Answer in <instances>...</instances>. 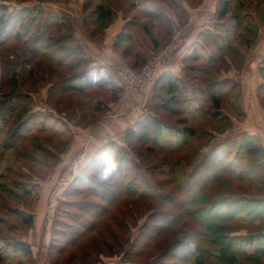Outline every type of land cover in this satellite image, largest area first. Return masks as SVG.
Listing matches in <instances>:
<instances>
[{"label":"rangeland","instance_id":"374dc122","mask_svg":"<svg viewBox=\"0 0 264 264\" xmlns=\"http://www.w3.org/2000/svg\"><path fill=\"white\" fill-rule=\"evenodd\" d=\"M147 1L152 2L156 6L155 12L158 18L157 20L150 18L141 19L142 16L138 15L141 12L138 11L145 13L147 10H145L146 8L143 9L141 5L138 8L137 6L136 8L129 7L132 0L125 2L119 1L115 4L116 6L114 8L117 10L116 14L118 16L128 21H135L136 27L131 29V32L136 31L141 41L124 43L122 44L124 46H114V50L112 51L109 49L112 34H104L105 30L111 24L107 25L105 21L99 23L101 28L104 26L106 28L101 33L98 32L97 35L91 34L93 28L85 29L83 21L82 26H79L81 23V15L84 17L87 13H94L97 4L92 5L87 10L88 12H86L82 6L80 8V0H0V4L7 7L9 11L23 8L43 11V18L39 19L33 25L30 39L35 34L34 32L39 25L46 39V43L51 45V48L48 50L49 52H47L48 54L53 53L58 56L60 54V42L52 46L50 43L51 39H60V35H70L73 31L78 36L82 34L85 36V39H82L86 46H93L92 41L100 44L106 38L107 46L101 47L97 45L96 47L99 52L102 51L105 56H108V61L105 62L111 66V70H108L110 79L114 86L120 88V93L116 98L107 90L97 88L88 89L81 95L63 92L60 87V75H74L87 69V67L72 69L70 72L60 71V67H56L52 63V59H44L35 53L31 54L27 45L12 42L0 46V99L6 95L14 94L15 104L20 102L24 103L26 112L31 111L32 113L50 115L52 117L49 125L52 131L47 129L34 137L37 139V144L42 146L41 148L37 149V146L35 148L32 147L30 141L27 139L25 143H19L15 148L6 151L0 166L1 170H3L0 175V183L9 191V196H12V191H16L14 185L18 183V180L21 182H32L41 187L38 203L32 213L33 228L23 229L21 231V237H19L30 247L33 259L32 264H50L51 261L56 259H58L57 264H116L127 259L134 264H146L147 255L143 258H131L125 252L129 250V246L139 235L146 223L156 224L162 228L165 227V223L160 221L151 222L154 217L158 219L160 216H164V212L169 215L171 213L175 215L176 213L170 206L164 205L160 207L159 202L146 200L143 199L144 197H138V195L131 194L125 196L122 194L116 197V201L111 205L104 202L111 200V198L108 199L107 197L106 200H100L99 198L104 193L117 192L115 177L106 185L102 186L98 182L97 176L100 171L110 168L113 160L118 165L120 161L116 158H107L108 156L105 157L101 154L95 155L102 148V143L105 141V143L110 142V135L117 134V126L120 127L123 123H129L127 126L130 127L132 125V118L129 117H132L136 112L140 113V115L147 114L157 117V119L171 125H179L177 123L179 119L177 116L174 117L165 110L160 109L161 100L154 99L152 103L151 93L158 94V89L161 86L160 83L155 85L157 80L155 81L154 79L140 90L130 91L125 89L121 84L117 73L123 67L129 68L132 71H139L149 58L161 54L166 47L172 44L174 36H177L174 50L168 56L164 66L165 68L168 65V61L173 58V53L183 43L186 34L188 37L192 35L194 37L205 26L212 28L216 21L215 12L219 2V0ZM229 7L230 14L228 19L235 12L237 15L247 13L250 16V21L246 20V23L240 26L237 37L240 40L248 39L251 43L246 46L236 43L231 38V34L226 36V50L223 52H214L215 62L221 59L220 57H224V61L227 63L226 67L221 62L217 63L221 74L233 78L240 84V104L245 118L239 119L227 106H225L226 111L229 113V117L232 119L233 125H235L234 128L237 131L245 127L262 130L264 128V105L260 102L262 95L259 96L256 93V88L264 84V73L260 71V67L264 61V0H233ZM128 8L130 10L127 12ZM49 16L58 17L57 22L50 20L47 24H44L45 18ZM61 16L65 17L72 24L65 23L66 25H60ZM225 24L226 26L232 25V21L228 20ZM141 26L151 27L156 32L157 40L153 34L156 45H152L141 34ZM66 43L64 44L66 45ZM70 45H73L72 42ZM124 49H129V59L123 58ZM142 52L147 54L141 59L143 65L140 64L139 69L131 68L132 56L138 54L141 58ZM81 59L87 60L81 54H72L69 63L73 65ZM203 64L205 65L203 60L192 63L196 67H200ZM192 75L187 77L186 82L189 83ZM202 77L198 79V86L203 85ZM209 79H212L211 76ZM162 99L165 100L167 97L164 96ZM174 99L173 101H179L180 97L175 96ZM92 101L101 102L103 106L101 112L96 113L93 111L92 104L94 103ZM230 103L233 104L232 101ZM168 106L174 111L180 110L177 103L170 102ZM193 124L194 126L198 125L202 126V128H208L207 130L210 128L216 130L217 128L212 122H207L206 120H196ZM234 128H231L224 134L232 132ZM216 136L214 139L210 138V146L216 143L218 139H222L218 138V135ZM114 137L115 139L113 141L121 147L122 154L126 155L131 168H134L131 169L129 166L127 169L126 165H119V171H122L126 180L132 181L133 183L138 172L139 176L145 181L147 180L155 189H157L156 187H160L163 196L170 198V196L176 195V186L171 182V178L159 172V167H163L162 165L164 163L172 161L181 155L191 156L192 147H194L193 143L188 148L190 151H179L176 153L174 149L169 152L164 150L159 151L149 143L136 145L131 140L124 141L123 137V141H120L121 137H118V135ZM179 138L174 131L167 132L164 136V139L167 141L170 140L171 144H173L171 148L175 149L177 146L176 139ZM0 139H5V135H1ZM198 143L201 144L204 142L199 140ZM206 150L203 149L201 152L204 153ZM33 160L40 163V165L36 167L38 164H35L36 166H34ZM10 172L17 173V176H21V179L17 180ZM230 189L231 195L245 194L259 196L264 199V188H258L252 182H239L235 180L231 183ZM64 193L66 196H63ZM74 202L81 205L87 204L90 207L89 209L92 208V213L96 212L97 214L101 213L100 215H105L103 216V221H105V224L108 223L112 226V241L107 240L111 245L112 251L111 253L109 252L110 254L101 245L103 241L101 236L103 235L104 238L107 227L105 225L104 228L102 225L103 228L97 227L88 230L90 232L80 237L73 246L67 247L66 244H61L60 246L63 247L61 254L56 255L57 251L54 250L53 257L50 256V252L49 256L47 255L51 242L50 230L54 222L55 214L57 215V210H66L74 213L75 209L72 210L73 208H71V203ZM19 204L27 207L30 205V200L24 198L21 201L19 199ZM8 205L12 206L10 202H8ZM101 207L103 209H100ZM14 213V215L11 214L1 217L10 225H18L19 221L27 214L26 210L22 208H16ZM76 214L82 220L87 219L85 223H93V217H88L79 211H76ZM59 215L60 221L66 225L64 227L73 229V224H71L68 218H64L65 215L63 213ZM242 216V221L249 222L248 215L242 214ZM231 225L234 226V223H231ZM241 225L243 226H234V230L246 228L250 233L257 232L251 224ZM60 229L62 231L64 228L60 227ZM65 230L67 231L68 229ZM1 232L8 235V237H15L7 230ZM240 234L245 235L246 231H241ZM222 244L225 245L224 243ZM203 247L204 252L210 249L209 245ZM214 248L219 251L224 247L220 245ZM253 248H244L242 252L233 254L225 250L224 257L227 261L235 257L236 264H264V258H259L253 252ZM147 253L148 257L154 254L152 249ZM173 253L177 257L185 254L184 250L180 248H175L171 254ZM162 258H164L163 261L165 263L180 264L168 257ZM5 264L11 263L5 262Z\"/></svg>","mask_w":264,"mask_h":264},{"label":"trees","instance_id":"16d2710c","mask_svg":"<svg viewBox=\"0 0 264 264\" xmlns=\"http://www.w3.org/2000/svg\"><path fill=\"white\" fill-rule=\"evenodd\" d=\"M119 1L125 2L127 0H83L81 6L86 12L92 5L97 4L94 13L84 15V28H93L91 34L97 35L98 32L101 33L106 27L101 28L99 23L104 21L107 22V25L112 23L117 13L114 7ZM232 1L219 0L215 12V24L212 28L206 29L197 35L196 40L189 46L181 61V78L161 72L155 79V81L157 80L155 85L160 83L161 86L158 89V94L152 95V103L154 99L161 100L160 109L165 110L174 117L177 116L179 125H171L157 119V117L143 114L137 117L123 134L124 141L131 140L136 145L149 143L159 151L164 150L166 152L173 149L176 153L179 151H190L188 149L189 146L192 143L194 144L191 156L181 155L172 161L164 163L163 167H159V172L171 178V182L176 186V195H172L170 198L163 196L160 187L155 189L147 180L142 179L138 172L136 173L135 181L132 183V181L126 180L125 175L120 170L115 175L117 192H107L99 197L100 200H106L107 197L108 199L111 198V200L104 201L111 205L116 201L115 198L122 194L125 196L138 195V197H144L143 199L159 202L160 207L166 205L176 211L175 215H172V213L169 215L164 212L165 218L164 216H160L158 219L154 217L151 221L164 222L165 227L161 228L159 225L146 223L129 246V250L125 252L131 258H143L147 255L146 264H168L163 261L164 258L162 257H168L180 264H236L235 257L229 261L225 259V250L233 254L242 252L244 248L251 249L252 247H254L253 252L259 258H264V199L259 196L245 194L231 195L230 189L231 183L235 180L252 182L254 186L264 188V148L256 136L247 133H242L237 139L233 137L218 139L216 143L210 146V138L214 139L217 137L216 135L224 134L233 126V121L229 117L230 115L226 111L225 106L233 111L239 119L245 118L240 104L239 82L221 74L217 63L221 62L225 67L227 63L224 61V57H220L221 59L216 62L214 57V52L226 50L227 35L232 34L231 38L236 43L244 46L251 43L248 39L240 40L237 37L240 26L246 23V20L250 21V16L247 13L237 15L235 12L228 19L230 14L229 6ZM140 5L147 10L145 13L138 11L141 12V14H138L142 16L141 19H158L155 10L147 7L144 4V0H132L129 7L136 8L137 6L138 8ZM129 10L130 8L127 9V12ZM43 16V11L39 9L23 8L9 11L7 7L0 4V46L12 42L27 45L31 54L35 53L44 59H52V63L56 67H60V71L70 72L72 69L87 67V69L74 75H60V87L63 92L81 95L88 89L97 88L107 90L116 98L120 93V88L113 85L109 71L105 67L91 66V62L88 59H81L73 65L69 63L72 54H81L83 56L79 47L73 43V45H70L72 42L71 35L60 36V39L50 40L52 46L60 42L59 56L47 53L51 45L46 43L39 25L30 39L33 25L39 19H42ZM50 20L57 22L58 17H46L44 24H47ZM228 20L232 21V25L226 26L225 23ZM65 23H68L67 19L61 16L60 25H66ZM135 24V21L126 20L115 38L114 46L141 41L136 31L131 32V29L136 27ZM141 34L152 45H156L151 27L141 26ZM141 56V58L138 54L132 56L131 68L139 69L143 65L141 59L145 54L142 52ZM123 58H130L129 49H124ZM198 60H203L205 65H200V67L192 65ZM95 68L98 72V79L93 83L89 80L88 74ZM101 68L103 69L102 72L100 71ZM260 71L264 73V61ZM189 75L192 76L188 83L186 80ZM209 75L212 79H209ZM199 77L203 79L202 86H198ZM256 90L259 96L262 95L260 102L264 105V84L259 85ZM13 96L14 94H10L0 99V137L5 135V139H0V166L6 151L15 148L19 143H25L27 139L32 147L35 148L37 146V149H39L42 146L37 144V139L34 137L47 129L52 131V128L49 127L52 120L50 115H41L31 111L26 112L24 103L15 104L16 100ZM164 96L167 99L163 100ZM175 96L180 97V100L173 101ZM231 101L233 104L230 103ZM170 102L177 103L180 110H172L168 106ZM93 103V111L96 113L101 112L103 108L101 102L95 101ZM180 113L184 116L182 117ZM196 120L212 122L217 128L216 130L212 128L207 130L208 128H202V126H194L193 122L195 123ZM170 131L176 132L180 137L176 139V149L171 148L173 144H171L170 140L164 139L166 133ZM215 132L216 134H214ZM199 140L204 143L199 144ZM203 149L207 150L203 153L201 152ZM96 154L108 156L107 158H116L120 161L119 165H126L127 169L129 166L131 168L126 155L121 152V147L114 141L105 143ZM32 162L34 166L38 164L36 167L40 165L35 160ZM2 171L0 168V175ZM10 174L17 180L21 179V176H17V173L10 172ZM17 182L14 185L16 191L11 192L12 196L8 195L9 191L0 183V264H5V262L11 264L33 263L29 245L19 237H21L23 229L33 228L32 213L38 203L41 187L32 182H21L19 180ZM63 196H66L65 193ZM24 198L30 200V205L27 207L19 204V199L22 201ZM8 202L12 206H9ZM71 204L72 210L75 209L74 213L58 209L57 215L55 214L50 230L51 242L47 255L49 256L50 252V256L53 257L54 250L57 251L56 255L61 254L63 252L61 244H66L67 247L73 246L80 237L90 232L88 230L100 228L102 225L104 228L105 225L107 227L104 238L103 235L101 236L103 239L101 245L108 253H111V245L107 240L112 241V226L108 223L105 224V221H103V216L105 215H100L101 213L97 214L96 212L92 213V208L89 209L90 207L87 204L81 205L75 202ZM16 208L26 210L27 214L19 221L18 225H10L1 216L14 215ZM100 209L103 208L101 207ZM76 211L88 217H93V223H85L87 219L82 220L79 218ZM60 213H63L65 215L64 218H68L73 224V229L64 227L66 225L60 221ZM242 214L248 215L249 222L242 221ZM231 223H234L235 227L236 225L243 226L241 224H251L257 232L250 233L246 228L234 230L235 227ZM60 227L64 229L60 231ZM65 229L68 230L66 231ZM4 230L9 231L15 237H8V235L1 232ZM241 231H246V234H240ZM205 245L210 246L207 252H204L203 246ZM220 245L224 248L219 251L214 248ZM175 248L184 250L185 254L181 255V257H177L175 253L171 254ZM151 249L154 254L148 257L147 252H150ZM57 262L58 259L51 261L50 264H57ZM116 264L134 263L127 259Z\"/></svg>","mask_w":264,"mask_h":264},{"label":"crops","instance_id":"0c3cea01","mask_svg":"<svg viewBox=\"0 0 264 264\" xmlns=\"http://www.w3.org/2000/svg\"><path fill=\"white\" fill-rule=\"evenodd\" d=\"M82 2H83V0H80V4H79V6H80V8H81V5H82ZM144 4L147 6V7H149V8H151V9H154V10H156V6L152 3V2H150V1H147V0H144ZM162 14V13H161ZM82 21H83V17H82V15H81V20H80V24H79V26L81 27L82 26ZM171 21V20H170ZM68 22V24H72L70 21H67ZM125 22H126V20L125 19H123L121 16H118L117 14H116V17L114 18V20L112 21V23H111V25L105 30V32H104V34H106V35H111V40H110V44H109V49H111L112 51L114 50L113 48H114V43H115V38H116V36H117V34L120 32V30H121V28L123 27V25L125 24ZM73 26V25H72ZM206 29H210V27L209 26H205L204 28H202L201 29V31H199V32H197L196 34H195V36L193 37V35L192 36H190V37H188V35L186 34V36H185V39H184V41H183V43H181V45H180V47L179 48H177V50H176V52L175 53H173L174 54V56H173V58H171L169 61H168V65L162 70V73H164V74H171L172 76H175V77H179V78H181V70H182V64H181V61H182V59L184 58V56H185V54H186V51H187V49L189 48V46L196 40V38H197V35L200 33V32H202V31H204V30H206ZM84 30V29H83ZM80 33V32H79ZM152 33L155 35V37H156V32L154 31V30H152ZM71 36H72V43L75 45V46H77V47H79L81 50H82V55L84 56V57H86L90 62H91V66H99V67H105L107 70H111V66H109L105 61H108V56H105L103 53H102V51L101 52H99L98 51V48L96 47L97 45L98 46H107V42H106V38H104L105 39V41H103V42H100V44L99 43H96V42H93L92 41V44H94L93 46H91V45H88V46H86L84 43V40L82 39V38H84L85 39V36L82 34L81 36L79 35H77V34H75V32L73 31V32H71V34H70ZM60 36H63V35H60ZM158 38L156 37V40H157ZM96 48H95V47ZM122 46H124V45H122ZM126 46V45H125ZM97 49V50H96ZM110 53L112 54V52L110 51ZM113 55V54H112ZM145 55H147V54H145ZM117 57V56H116ZM117 58H119V57H117ZM121 61H123L124 62V60L123 59H121ZM111 62V61H110ZM122 64V63H121ZM119 69H121V68H119ZM117 75H118V73H117ZM152 95H153V93H151V97H152ZM138 116H140V113H134L133 115H132V117H129V118H132V121H131V124H133V122L136 120V118L138 117ZM246 116H248V114H246ZM129 118H128V120H129ZM129 122V121H128ZM129 123H123L122 124V126H120V127H118L117 126V134L116 135H110L111 136V139L109 140V141H113L114 139H115V137L114 136H116L117 137V135H118V137H121V140L120 141H123V134H124V131L128 128V125ZM235 127V125H233V127L232 128H234ZM259 129V128H258ZM264 129V128H263ZM257 130V129H254L253 127H245L244 129H242V130H239V131H237V129L236 128H234V130L232 131V132H230V133H227V134H222V135H219L218 136V138H224V137H233V138H238V137H240V135L242 134V133H247V134H249V135H254V136H256L258 139H259V141L261 142V144H262V146H263V148H264V130ZM112 131H113V129H112ZM236 134V135H235ZM106 142V141H105ZM104 142V143H105ZM119 142V141H118ZM104 143H102V145L101 146H103L104 145ZM119 144V143H118Z\"/></svg>","mask_w":264,"mask_h":264},{"label":"built area","instance_id":"2783aa9c","mask_svg":"<svg viewBox=\"0 0 264 264\" xmlns=\"http://www.w3.org/2000/svg\"><path fill=\"white\" fill-rule=\"evenodd\" d=\"M176 39L177 36H174L172 44L161 54L149 58L139 71L123 67L118 72V77L124 88L130 91L140 90L156 79L164 69L168 56L174 50Z\"/></svg>","mask_w":264,"mask_h":264},{"label":"clouds","instance_id":"9594fccd","mask_svg":"<svg viewBox=\"0 0 264 264\" xmlns=\"http://www.w3.org/2000/svg\"><path fill=\"white\" fill-rule=\"evenodd\" d=\"M100 71L102 72L103 69L101 68ZM89 80L93 83H95L98 79V72L97 69H93L91 73L88 74ZM119 171V165L116 161L113 160L112 165L110 168H107L106 170H102L99 172L97 179L98 182L104 186L108 182L114 179L116 173Z\"/></svg>","mask_w":264,"mask_h":264}]
</instances>
